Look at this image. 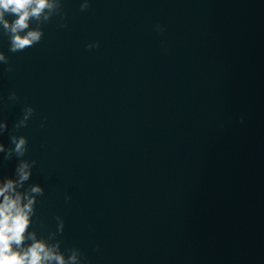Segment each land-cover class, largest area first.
<instances>
[{
	"label": "water",
	"instance_id": "1",
	"mask_svg": "<svg viewBox=\"0 0 264 264\" xmlns=\"http://www.w3.org/2000/svg\"><path fill=\"white\" fill-rule=\"evenodd\" d=\"M60 11L23 51L0 29V142L27 139L37 235L61 217L88 264H264V0Z\"/></svg>",
	"mask_w": 264,
	"mask_h": 264
},
{
	"label": "clouds",
	"instance_id": "2",
	"mask_svg": "<svg viewBox=\"0 0 264 264\" xmlns=\"http://www.w3.org/2000/svg\"><path fill=\"white\" fill-rule=\"evenodd\" d=\"M88 6L89 0H79L80 10ZM61 8L62 0H0V29L8 35V51H23L39 43L43 36L41 25L47 24L53 16L59 15V26L64 27ZM155 30L160 32L163 28L157 24ZM97 46L98 42L95 41L85 45L89 49ZM0 65L11 70L3 51H0ZM7 99L15 101L16 94L10 92ZM2 100L3 97H0ZM33 111L31 105H26L13 128L24 127ZM240 119L243 122V117ZM7 128L6 121L0 119V135ZM9 141L12 145L10 148L0 142V154H3L4 160L15 154L17 162L11 176H0V264H88L76 247L67 248V255L61 251V242L55 239L64 228L61 217H55V231L49 230L47 238L38 236L33 229L37 198L44 189L38 183H27L35 161L23 158L27 150L26 137L11 134Z\"/></svg>",
	"mask_w": 264,
	"mask_h": 264
}]
</instances>
